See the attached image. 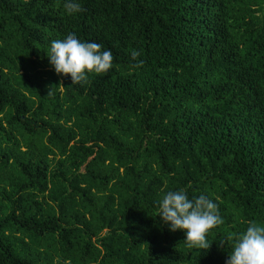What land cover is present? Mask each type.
I'll list each match as a JSON object with an SVG mask.
<instances>
[{
    "label": "trees",
    "instance_id": "obj_1",
    "mask_svg": "<svg viewBox=\"0 0 264 264\" xmlns=\"http://www.w3.org/2000/svg\"><path fill=\"white\" fill-rule=\"evenodd\" d=\"M63 3L0 0V264H225L264 221V0ZM68 32L112 68L56 74ZM179 187L218 205L207 250L155 216Z\"/></svg>",
    "mask_w": 264,
    "mask_h": 264
},
{
    "label": "clouds",
    "instance_id": "obj_2",
    "mask_svg": "<svg viewBox=\"0 0 264 264\" xmlns=\"http://www.w3.org/2000/svg\"><path fill=\"white\" fill-rule=\"evenodd\" d=\"M63 7L69 15L83 11L79 0H64ZM137 55L135 50L131 52L133 60ZM46 56L54 72L70 77L73 85L86 82L90 74L106 73L113 66L109 49L79 39L72 32L51 40ZM153 203L161 223L172 232L182 231L184 242L191 247L207 250V235L223 223L217 203L205 193L189 197L184 187L162 190ZM219 243L228 252L225 264H264V221L249 220L243 230Z\"/></svg>",
    "mask_w": 264,
    "mask_h": 264
}]
</instances>
